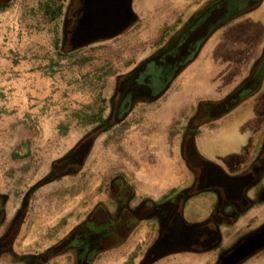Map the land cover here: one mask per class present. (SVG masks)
I'll return each mask as SVG.
<instances>
[{"label":"rangeland","instance_id":"obj_1","mask_svg":"<svg viewBox=\"0 0 264 264\" xmlns=\"http://www.w3.org/2000/svg\"><path fill=\"white\" fill-rule=\"evenodd\" d=\"M63 1L0 4V216L11 226L9 234L21 230L16 255H0V264H29L30 255L52 252L109 201L113 182L135 189L140 200L160 198L174 184L181 192L190 182L184 158L189 118L204 100L232 94L257 72V91L229 116L204 126L197 145L203 156L236 157L240 164L257 161L264 145V0L219 30L162 98L141 103L124 123L104 132L119 81L207 0H138L139 20L129 30L73 51L65 45ZM96 133L84 163L54 179L56 164ZM211 134H219L223 147L207 148ZM26 138L32 140L31 156L14 159ZM227 180L225 174L216 179ZM252 186L259 191L255 203H262L264 177ZM214 192L204 191L220 201ZM249 230L242 227L233 241ZM152 243L151 233L137 230L123 250L116 249L114 264H144ZM51 260L45 263L66 264Z\"/></svg>","mask_w":264,"mask_h":264},{"label":"flooded vegetation","instance_id":"obj_2","mask_svg":"<svg viewBox=\"0 0 264 264\" xmlns=\"http://www.w3.org/2000/svg\"><path fill=\"white\" fill-rule=\"evenodd\" d=\"M9 1L0 0V4ZM62 3L64 5L62 10L65 45L70 51L74 50L76 36L79 35L83 22L87 19L114 20L116 27H122L118 34L129 30L139 20L136 8L138 0H67V2L63 1ZM257 4L258 0H208L197 7L189 18L175 25L168 39L154 48V54L135 65L119 81L117 94L113 100L111 117L103 123L100 132L106 131L115 124L124 123L141 103L150 104L162 98L176 78L198 58L209 40L219 30L247 14ZM207 22H209L208 32L201 35L199 33L200 28ZM101 41L104 39L89 42L83 47ZM258 76L259 72L252 73L232 94L220 100H204L199 105L197 113L189 118L190 124L186 126L187 133L184 140V158L192 170L193 181L186 192L176 195L172 202L166 203L164 206H158L148 198L130 203L133 198L132 189L126 186L124 182H113V193L109 201H106L110 205L109 207L104 204L98 205L89 219L75 226L52 249V252L27 257L29 264H46L45 262H51L53 257H64L68 254H71L72 257L71 264H93L94 260L103 253L116 250L127 243L131 236L139 230V225L149 221L154 226V231L156 228L157 238L153 239L145 264L152 250L164 238L172 234L171 224L179 213L183 220L188 223L183 212L185 199L212 189L217 191L220 198V205L217 206L213 216L206 222L188 223L206 228L201 233L198 244L185 249L196 255L204 254L209 248L207 247L209 230L215 233L217 231L216 226L222 220L234 218L241 211L254 207V197L248 196V188L256 179L264 175V145L258 160L250 162L247 172L230 176L217 166L212 158L203 156L199 152L198 132L204 126L214 124L229 116L248 97L252 96L257 91ZM98 134H92L86 138L71 154L77 152L91 138L93 139L92 150ZM193 142L194 148H191ZM90 152L82 161L74 163L68 162L70 154L56 164L52 177H62L76 169L84 163ZM222 174L227 175L228 180L222 183L217 182L216 179ZM226 208H230L232 214H225ZM10 236L11 233L0 239L1 257L5 254L16 255L13 251L15 245L11 249L12 243L9 244ZM253 247L256 248L251 253L242 256V254L252 250ZM261 251H264V227L240 242L225 256L222 264L244 262ZM46 256L49 257L47 260Z\"/></svg>","mask_w":264,"mask_h":264},{"label":"crops","instance_id":"obj_3","mask_svg":"<svg viewBox=\"0 0 264 264\" xmlns=\"http://www.w3.org/2000/svg\"><path fill=\"white\" fill-rule=\"evenodd\" d=\"M203 4L201 3V5ZM223 47H224V43H223ZM1 123L3 124L0 118V129L3 127V125L1 126ZM207 143H209V145L211 146V147L207 146L209 150H211L212 148L215 149V148L223 147L221 144L219 134L217 135L215 134L214 136L211 134L209 138L207 139ZM31 145H32L31 138L30 139L26 138L25 140H22L20 144L18 145V147L15 148L14 150V153H13L14 159L29 158L32 154ZM19 153L23 157L16 158L15 156H18L17 154ZM209 157L212 158L213 161L216 162L217 166L222 168V170L230 176H237V175L242 174L250 164L249 160L245 161V163L243 164H240L239 162L240 160H238L236 157L234 158L230 156H223V157L209 156ZM186 165L190 171L189 172V178H190L189 184L184 189H181V192H177L178 190L174 191V188L176 187L175 184L170 186L171 187L169 190L170 192H166V191L161 192L158 196L160 198H157V199L150 198L155 204H157L158 206H164L166 203L172 202L173 198L176 195L181 194L182 192H186L190 188V185L193 181V178L191 175L192 170L189 168L187 163ZM58 178L60 177H56L54 179H58ZM169 181L172 183L173 177H171ZM252 185L248 188V196L251 198L254 197L253 201L255 202V198L258 196L259 191L256 190ZM31 191L32 192L30 191L29 192L32 194L31 195L30 193L28 194L30 196H33L35 191H33L32 189ZM38 191L40 190H37V192ZM132 191H133V198L130 203L140 200V197H142L141 195L138 194V192L135 189L134 190L132 189ZM214 194H217V191H215ZM144 197L149 199V196H144ZM103 204L107 207L110 206L108 202L106 201ZM219 205H220V201H218V198L216 195L212 196L209 194H205L204 192L200 194H195L194 196H191L185 199V201L183 202L184 218L185 216L186 218L188 217V219L190 220V221L186 220L188 223L189 222H194V223L206 222L207 220H210V218L214 214L213 212L214 209L215 208L217 209V206ZM225 214H232V210L230 208H226ZM4 219H5L4 216H0V239L5 238L9 234V231H10L9 228L11 227L9 226V228L7 229V226L4 225V223H2ZM139 226H140L139 229H144L145 231H147V233H151L153 235L154 240L157 238L156 228L154 231V226L152 225L151 222L147 221ZM244 226H247V228L250 229L249 233H246L245 235L238 237V239L233 241L234 236L240 234L242 227ZM263 227H264V201H262V203H255L254 207L241 211L234 218H228L218 223V225L216 226V229H217L216 232L218 233L219 241L216 244H214L212 247L207 248L204 254L196 255L195 253H192L187 249H182V250H177L175 252H172L164 256L163 258L159 259L155 263L158 262L157 264H162V263H167L168 261H174L173 262L174 264L175 263L176 264H222L223 260L225 259V256L228 253H230L236 246H238L240 242H242V238L245 239L248 236H251L252 234L259 232L260 230H262ZM211 231L209 230V234ZM20 236H21V230H19L16 237L14 238L11 244L12 245L11 249L13 248V245L17 243L18 237ZM126 244L127 243L121 245L120 248H122L123 250ZM115 251L116 250H112L111 252L103 253L98 258H96V260H94L93 264H98L99 261L103 262L104 264H114V262H116L119 259V255L115 253ZM59 259H61L62 261H65L66 264H71L72 262L71 254H68L67 256H64V257L57 256V260ZM248 260L255 261V262H251V264L252 263L264 264V251H261L255 254L254 256H251L249 259L245 260L244 262ZM244 262H239L235 264H245Z\"/></svg>","mask_w":264,"mask_h":264},{"label":"water","instance_id":"obj_4","mask_svg":"<svg viewBox=\"0 0 264 264\" xmlns=\"http://www.w3.org/2000/svg\"><path fill=\"white\" fill-rule=\"evenodd\" d=\"M116 22L111 19H87L83 22V25L80 29V33L76 36V45L75 47H81L89 42L98 40V39H108L110 37L118 34L122 27H116ZM209 29V22H207L203 27L200 28L199 33L201 35L206 34ZM198 33V34H199ZM93 144V139L87 140L77 152L71 154L68 159L69 163H74L78 161H82L86 155L90 152ZM194 148V142L191 144V148ZM196 150V149H195ZM194 150V151H195ZM34 191V190H33ZM24 218V214L21 215ZM21 222V221H20ZM172 234L164 238V240L156 246L151 254L149 259L145 264H153L164 256L175 252L180 249H185L186 247H191L198 244L200 241V235L205 230L206 227L190 225L186 223L181 214L179 213L172 222ZM19 230V229H18ZM17 231L11 234L9 238V244H11L14 238L17 235ZM219 241V237L217 233L211 231L209 234V238L207 240V247H212ZM256 247H253L249 252L242 254V256H246L251 253ZM251 249V248H250Z\"/></svg>","mask_w":264,"mask_h":264},{"label":"trees","instance_id":"obj_5","mask_svg":"<svg viewBox=\"0 0 264 264\" xmlns=\"http://www.w3.org/2000/svg\"><path fill=\"white\" fill-rule=\"evenodd\" d=\"M17 155H18V156H15L16 158H21V157H23V156L20 155V153L17 154Z\"/></svg>","mask_w":264,"mask_h":264}]
</instances>
